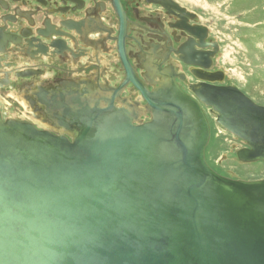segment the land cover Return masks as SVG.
<instances>
[{
  "label": "water",
  "instance_id": "1",
  "mask_svg": "<svg viewBox=\"0 0 264 264\" xmlns=\"http://www.w3.org/2000/svg\"><path fill=\"white\" fill-rule=\"evenodd\" d=\"M169 91L145 93L152 122L93 111L73 141L0 115V264H264V178L213 170L204 112ZM197 95L247 142L238 157L264 162V106Z\"/></svg>",
  "mask_w": 264,
  "mask_h": 264
},
{
  "label": "flooded vegetation",
  "instance_id": "2",
  "mask_svg": "<svg viewBox=\"0 0 264 264\" xmlns=\"http://www.w3.org/2000/svg\"><path fill=\"white\" fill-rule=\"evenodd\" d=\"M219 54L211 26L180 0H0V115L73 141L93 111L152 122L145 93L160 102L177 88L206 116L207 158L217 113L197 92L232 86Z\"/></svg>",
  "mask_w": 264,
  "mask_h": 264
},
{
  "label": "rangeland",
  "instance_id": "3",
  "mask_svg": "<svg viewBox=\"0 0 264 264\" xmlns=\"http://www.w3.org/2000/svg\"><path fill=\"white\" fill-rule=\"evenodd\" d=\"M180 1L199 13L213 29L220 44L219 58L228 75L227 83L264 106V0ZM212 133L208 159L205 156L208 165L232 178H264V162H248L238 157L239 145L234 134L218 121H214Z\"/></svg>",
  "mask_w": 264,
  "mask_h": 264
},
{
  "label": "bare ground",
  "instance_id": "4",
  "mask_svg": "<svg viewBox=\"0 0 264 264\" xmlns=\"http://www.w3.org/2000/svg\"><path fill=\"white\" fill-rule=\"evenodd\" d=\"M171 95V96H170ZM164 96L165 97H167V98H171V97H173L174 95H173V92H171V91H168V92H163V93H161L160 94V96L159 95H157V97H163L162 99L164 100ZM155 97V96H154ZM116 112L117 111H110L109 112V114L110 115H115L116 114ZM217 113V112H216ZM122 115H124V116H127V118L126 119H128V117H129V114H127V113H125V112H122ZM116 116V115H115ZM1 119H2V116H1ZM78 119H81V118H78ZM77 119V121H75V119H73V121L71 122V125L73 126V128L74 129H76V127H77V124H76V122L79 124V120ZM85 119H89V114H88V116L85 118ZM85 119H83V120H85ZM4 121V120H3ZM10 121H14V120H10ZM86 121V120H85ZM217 121V120H216ZM15 122H17V121H15ZM88 122V121H87ZM247 143V142H246ZM248 145V144H247ZM206 161V160H205Z\"/></svg>",
  "mask_w": 264,
  "mask_h": 264
}]
</instances>
